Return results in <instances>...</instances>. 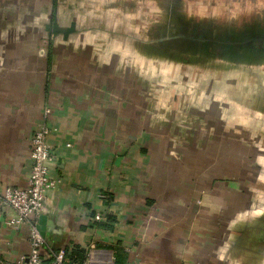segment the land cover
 Here are the masks:
<instances>
[{"label": "crops", "instance_id": "0c3cea01", "mask_svg": "<svg viewBox=\"0 0 264 264\" xmlns=\"http://www.w3.org/2000/svg\"><path fill=\"white\" fill-rule=\"evenodd\" d=\"M20 2L0 0V194L26 187L31 136L46 125L55 184L36 219L44 262L80 246L95 251L94 264H104L118 246L126 264H264V0H224L236 16L221 26L209 17L202 29L221 31L212 39L181 36L186 31L178 20L160 18L144 22L140 35L122 25L134 42L119 38L115 24L110 38H100L110 26L96 20L131 15L135 0L73 10L64 8L69 0ZM71 22L75 32L64 38ZM133 52L144 64L136 75ZM153 64L200 80L199 111L185 114L176 93L168 108L157 97L142 101L148 90L135 82L143 86L154 73H165ZM166 115L180 117L176 126L215 135L205 142L212 146L218 137L223 149L196 150L193 141L178 139L185 149L167 151L158 133ZM145 127L158 132L149 135ZM246 143L254 149L243 151ZM246 155L253 168L245 165ZM217 171L237 177L246 171L252 187L248 180L236 189L223 179L210 183L207 177ZM95 214L111 216V229L93 226ZM11 216L0 203V258L7 261L29 251L28 226L8 227Z\"/></svg>", "mask_w": 264, "mask_h": 264}, {"label": "rangeland", "instance_id": "374dc122", "mask_svg": "<svg viewBox=\"0 0 264 264\" xmlns=\"http://www.w3.org/2000/svg\"><path fill=\"white\" fill-rule=\"evenodd\" d=\"M110 1L111 0H69V4L68 2H66L64 4V8L66 7L68 9L71 7L70 9L73 10L74 8H78L77 5H81L82 8L83 7H89V8L103 7L106 5V3ZM165 2H166V7H168L167 8V11H168L167 18L169 19L170 22H174L176 17H179L182 22V26L186 31L185 32L186 34H189V33L191 34L192 32L197 31V29L195 31H189L188 26L190 25L191 26L195 25V27H197L198 30L199 29L203 30L202 28H204L205 25L209 26L210 25L209 17L213 18L214 25H215V22H217L216 25L221 26L220 25L222 23L221 21H224L227 18L231 17L230 14H235L236 16L235 7L230 6V5H225L227 3L224 2V0H181V6L183 7V9H181L180 6L178 7V4L175 3L176 0H166V1L165 0H147L146 2H141V0H135L133 7H134V10L137 7V10L132 11L131 15H127V14L124 15L123 12L121 13L118 12V14L116 15L115 14L101 15L100 21L96 20L97 22L96 24H98V26H100L99 23H102L101 26L103 27L110 26V27H107V29H104L105 34H103V36H101L100 38H110V36H112L115 33L113 31L116 25L117 33L115 34H117L119 38L130 39L132 37L131 40H133V42L136 41L135 35L132 34L133 36H131V34L127 31H126L127 33H125V30H127L126 27H124L125 24L127 26H132L133 30H135V33L140 35L141 32H143V29H145L144 22H146V24L148 23L150 24L154 22L153 20L160 19L157 13V10L160 14L161 10L159 9V7L161 8L162 6H164ZM228 2L230 3L236 2V0H233V1L228 0ZM20 3L22 6L25 5V0H22V2ZM124 7H127V6H124ZM200 9L201 10L203 9L204 11H201ZM172 10H174L173 13H172ZM211 10L213 12L209 14L208 12ZM118 11H121V10H118ZM179 11H180V14H179ZM228 11H230L231 13H229ZM144 15L148 18V20L144 19L145 17ZM133 60H134V63H133L134 72L133 73L134 75H136L135 73L139 72V67L144 66V64L141 63L135 57L134 52H133ZM148 66H150V64H148ZM174 67L175 66L172 67V66H167V65H162V64H153V70L156 72L163 70L165 71L164 75L159 73V76H158L157 73H154L156 74V77L148 79L149 84L145 83L143 84V86H140V82L138 81L137 83L135 82V85L138 90L142 89L143 92H144V87L146 90H148L147 95L143 96V100H142L143 102L155 103L157 102V99H156L157 97L161 99L164 103H168L166 104V107L168 108L169 103L172 104L171 100L173 97V93H176V95L180 98L178 99L179 103H183L185 104L184 106H186L185 114L190 112L192 115H194L196 112L193 110V108L195 109L197 108L199 111L200 107L203 106L198 101L199 95L197 96L195 95V93L204 92L203 89H197L200 80L193 79V78H185L182 72H177L176 71L177 68L176 67L174 68ZM151 69H152L151 67H148V70H151ZM145 70L146 69L143 68V71ZM156 87H161L162 91H164V94L162 93L156 96L155 94H158V90H155ZM190 87H193V89H188ZM152 88H154V90ZM188 92H191L192 94L188 95ZM200 97L202 96L200 95ZM167 108L165 112L166 114H168ZM177 114L178 116H181L179 111L177 112ZM178 118L180 117H173V116L166 115L164 117L165 124L164 126H159V132L157 131L158 129H153L156 127H150V128L145 127V128L149 135H152L153 130L160 133L161 134L160 136L164 137L162 141L165 142V149H167V151H170V152H173V150L175 152H179L185 149V147H182L179 143L175 141L178 139L181 142H186L188 140H190L191 142L193 141L192 145L194 144V147L196 148V150H198L197 148H203L204 146H210V143L205 142V141L211 138L210 136H215V135H212L211 133H202L203 131L199 130L195 126H185V125L182 127L176 126L175 123L178 124L177 122L179 120ZM185 118L187 119L188 117H185ZM198 133H200V135H198ZM214 139L215 140L213 141L212 146H210V148H212L215 151L223 149L221 146L222 141L218 140V137H214ZM252 149H254L252 148V145L247 144V143L244 146V148H242V150L245 152L250 151ZM247 157L248 156L246 155L245 165L253 168L252 160H251L252 158L251 157L247 158ZM251 168L247 170V172H250V173L253 172ZM236 174L238 173L236 172ZM236 174H234L233 171L231 172H220V171L218 172L217 171L211 174L210 176H208L207 180H210V183H214L216 185L221 179H223L224 181H228L229 183H232L229 185H232L233 188L236 189L237 184L242 183V180L246 181L249 178H251V175L248 176L246 174V171L243 172L244 174L243 176L240 175L237 177L235 176ZM199 182L205 185L204 181L199 180ZM248 183L250 184L246 183L247 186L249 188L252 187L253 182L251 181L249 182L248 180Z\"/></svg>", "mask_w": 264, "mask_h": 264}, {"label": "built area", "instance_id": "2783aa9c", "mask_svg": "<svg viewBox=\"0 0 264 264\" xmlns=\"http://www.w3.org/2000/svg\"><path fill=\"white\" fill-rule=\"evenodd\" d=\"M49 113L48 109L44 114ZM49 128L46 125L40 126L31 136L30 173L25 188L7 187L0 194V203L10 208L13 216L6 220V225L17 228L20 225L28 226L29 251L19 256L14 261H7L0 258V264H73L70 263L68 252L60 249L50 254V259L44 262L41 256V249L44 240L38 230L36 219L43 210L45 192L52 188L55 181L49 177L47 164L52 160L50 146L47 142ZM104 216L95 214L90 221H103ZM96 253L93 249L86 248L85 259L81 264H94ZM104 264H113V257L110 255Z\"/></svg>", "mask_w": 264, "mask_h": 264}, {"label": "trees", "instance_id": "16d2710c", "mask_svg": "<svg viewBox=\"0 0 264 264\" xmlns=\"http://www.w3.org/2000/svg\"><path fill=\"white\" fill-rule=\"evenodd\" d=\"M179 2H180L179 5L181 6V0H179ZM161 8L162 9L166 8V2H165V5L162 6ZM161 8L159 7V9H161ZM163 13H160V16H159L160 18H162V14H163V17H164V15L166 16L165 10ZM112 222H113V218L108 215V216H105L103 222L102 221L101 222H94L92 224H93V226H96L97 228H100L103 230H109V229H111V223ZM112 250L114 253L113 254L114 255L113 256V264H126V259H127L126 253L123 252L122 249H120L118 246L113 247ZM85 253H86V251L84 250V248H82L80 246L72 247L68 252V257H69L70 263L81 264L83 262V260L85 259Z\"/></svg>", "mask_w": 264, "mask_h": 264}, {"label": "flooded vegetation", "instance_id": "af4514ba", "mask_svg": "<svg viewBox=\"0 0 264 264\" xmlns=\"http://www.w3.org/2000/svg\"><path fill=\"white\" fill-rule=\"evenodd\" d=\"M142 1V0H141ZM121 4L123 5L124 4V2H121ZM167 8L168 7H166V8H163L162 10H165V12H167ZM164 14V13H163ZM163 14H162V23H167L168 21V18H167V14H166V16L164 15V17H163ZM176 20H178L179 21V24H181L182 25V22H181V20H180V18L179 17H176V19H175V21ZM154 21V20H153ZM221 31H218V30H213V28H209V29H206V30H198L197 29V31H195V32H192L191 34H192V36H194V37H196V38H198L199 36H201L200 38H204L205 36L207 37V38H213V37H215L217 34H219ZM200 34V35H199ZM160 37V34H159V36L157 37V38H159ZM156 38V39H157Z\"/></svg>", "mask_w": 264, "mask_h": 264}, {"label": "water", "instance_id": "95a60500", "mask_svg": "<svg viewBox=\"0 0 264 264\" xmlns=\"http://www.w3.org/2000/svg\"><path fill=\"white\" fill-rule=\"evenodd\" d=\"M176 4H178V7L180 6L179 5V0H176V2H175ZM182 7V6H181ZM50 27L49 26H47V29H49ZM75 32V23L74 22H71L70 23V25H69V27L68 28H66V30L63 32V37L64 38H66L68 35H70V34H72V33H74ZM181 33V36L182 35H184L185 34V32L184 31H181L180 32ZM231 36H228L227 38L228 39H230L231 37H234V36H236L234 33H232V34H230ZM199 37H201V36H199ZM149 52H150V49H149ZM153 53H160L159 52V48H156V49H154L153 50ZM44 221V217L43 216H40V222L42 223Z\"/></svg>", "mask_w": 264, "mask_h": 264}]
</instances>
